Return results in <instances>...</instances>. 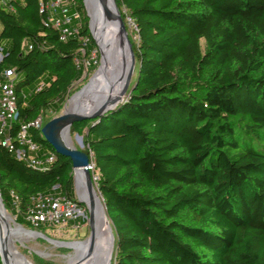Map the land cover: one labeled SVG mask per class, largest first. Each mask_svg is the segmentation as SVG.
I'll list each match as a JSON object with an SVG mask.
<instances>
[{
  "label": "trees",
  "instance_id": "trees-1",
  "mask_svg": "<svg viewBox=\"0 0 264 264\" xmlns=\"http://www.w3.org/2000/svg\"><path fill=\"white\" fill-rule=\"evenodd\" d=\"M47 2L0 1V72L17 74L13 131L59 109L82 60L96 66L83 0H67L78 35L66 41ZM115 2L136 26L132 90L70 129L113 228L112 264H264V0ZM44 193L74 199L70 160L30 167L0 144V195L17 224L31 227L25 214Z\"/></svg>",
  "mask_w": 264,
  "mask_h": 264
},
{
  "label": "bare ground",
  "instance_id": "bare-ground-1",
  "mask_svg": "<svg viewBox=\"0 0 264 264\" xmlns=\"http://www.w3.org/2000/svg\"><path fill=\"white\" fill-rule=\"evenodd\" d=\"M85 4L87 13L91 18L90 27L94 35L93 39L101 54V61L93 77L90 79V83L75 93L66 104L65 111L67 112H73L78 107L85 106L91 96V91L100 97L116 96L122 84L125 72L124 66L127 63L125 56H123L119 48L116 26L114 24L103 25L95 18L88 0H86ZM106 83L105 88L98 90L101 85ZM73 178L76 194L84 201V205L89 215H91L88 225L90 227L91 224L94 231V239L92 243L88 239L78 242L79 248L77 250L71 248L74 251V256L71 258L70 263L76 262L79 257L84 255L89 245H91L92 257L90 264H111L115 237L101 197L94 185V178L92 177L91 191L86 189L80 169L74 170ZM42 237L49 242H53V240L47 239L44 235ZM33 239L34 236L30 235L21 225L16 223L15 217L5 208L3 201H0V253L4 264H27L20 253V247H24L27 242ZM4 241L8 242V248L12 254L11 262H9L6 256Z\"/></svg>",
  "mask_w": 264,
  "mask_h": 264
},
{
  "label": "built area",
  "instance_id": "built-area-1",
  "mask_svg": "<svg viewBox=\"0 0 264 264\" xmlns=\"http://www.w3.org/2000/svg\"><path fill=\"white\" fill-rule=\"evenodd\" d=\"M44 8L48 11L50 24L59 31L61 41L78 35V28L71 27V17L78 18V15L70 13L67 0H48ZM134 27L136 30L135 24ZM90 59L96 64L94 51ZM75 64L78 66L79 61L75 60ZM80 64L85 70L88 61L82 60ZM16 80L17 74L14 69H4L0 72V144L30 167L46 168L53 163L55 153H41L40 147L29 133L30 127L40 130V118L30 124L22 123L13 131L12 125L17 118ZM44 86L45 82L41 80L36 86V91H40ZM83 213V206L75 199L60 193H44L34 196L25 214V220L32 229H38L43 225L48 227V230H62L70 226L78 227L80 224L77 219Z\"/></svg>",
  "mask_w": 264,
  "mask_h": 264
},
{
  "label": "water",
  "instance_id": "water-1",
  "mask_svg": "<svg viewBox=\"0 0 264 264\" xmlns=\"http://www.w3.org/2000/svg\"><path fill=\"white\" fill-rule=\"evenodd\" d=\"M85 2L86 0H83V5L86 10ZM88 4L95 18L98 19V21H100L103 25L108 26V25L114 24L116 26V34L119 40V48L121 49L123 56H125L127 60V63L124 66L125 72H124V77L122 79V84L120 86L118 94L114 97H111V96L100 97V96L93 94L91 91V96L89 97L85 106L78 107L73 112H67L65 111V108H64L63 112L60 115L53 117L52 119L48 120L40 127V134L43 137V139L48 144L51 145L56 155L68 158L70 160L73 173L75 169L81 170L82 177L85 183V187L88 191H91L92 190V177H91V171H90L91 170L90 158L82 150L81 147L77 148L70 143V129L73 123L82 121V120H90L94 118H99L103 116L107 111L113 109L114 107L123 103L126 100L130 91L132 90L131 83H132V79L135 73V55L132 49L131 42L128 37V32H127L125 23L122 19L120 10L115 0H88ZM86 15L88 17L89 33L93 39L91 28H90L91 18L88 15L87 11H86ZM100 61H101V54H100ZM89 83H90V80L88 81L86 85H88ZM106 85L107 83L104 85H101L98 88V90H100L101 88H105ZM76 137L79 140H81L80 135L76 134ZM73 183H74V178H73ZM74 199L80 205L84 204V201L81 198H79L78 195ZM0 201H2L1 195H0ZM90 217L91 215H89V212H88V221ZM23 227L29 230H35L41 235H44L38 229H32L31 227L28 228L25 226ZM89 228H90V234L87 239L90 241V243H92L94 239V231L91 227V224ZM44 236L47 239H50L46 235ZM56 242H59V241H56ZM75 242H80V241H75ZM7 243H8L7 241H4L3 244H4V247L6 248L5 249L6 256L8 257L9 262H11L12 254L8 248L9 246ZM59 243H74V242L72 241V242H59ZM91 257H92V248H91V245H89V247L85 250V253L83 256L79 257V259L76 262L69 263V264H90ZM0 260H1V263L4 264L1 253H0ZM25 261L27 264H33L31 261H29V259Z\"/></svg>",
  "mask_w": 264,
  "mask_h": 264
},
{
  "label": "rangeland",
  "instance_id": "rangeland-1",
  "mask_svg": "<svg viewBox=\"0 0 264 264\" xmlns=\"http://www.w3.org/2000/svg\"><path fill=\"white\" fill-rule=\"evenodd\" d=\"M86 11L87 10H85V14ZM123 12L125 13L124 10ZM123 21L125 23L128 32L129 40L137 42L136 30L133 21L128 16H126ZM91 33L92 36L94 37L92 29H91ZM96 50H97L98 58H96L97 62L95 64L96 65L95 69L93 71H88L87 68L83 70V74L81 78L75 83H73V85L70 88L68 97L60 105L59 109L56 112L54 113L48 111L41 112V115L39 116L41 126L48 120L52 119L53 117L60 115L63 112L66 104L70 101V99L74 96V94L77 93L80 89H82V87L85 86L88 83V81L93 77L95 70L100 65V51L97 45H96ZM132 83H133V79H132ZM70 143L77 148L79 147H81L82 149L84 148L82 137L81 140H79L76 137V133L70 132ZM95 178L96 176H94V179ZM72 192H73V198H76L77 195L73 183V172H72ZM82 206L84 209L83 214L86 216V220L83 223H79L80 225L78 227L70 226L62 230H55V229L48 230L47 229L48 227L43 225L40 226V227H44V231L41 232L44 235H46L48 238L55 240L53 242H49L43 239L42 235L36 232L35 230H29L23 227L30 235L34 236V239L32 241L27 242V244H25L24 247H20L21 248L20 253L23 259L24 260L29 259V261H31L33 264H69L71 258L74 256V251L71 248H74L75 250L79 248L78 242L75 241H80V242L84 241L89 237L90 234V228L88 225V212L85 205L83 204ZM13 217H15V215H13ZM56 241L59 242L73 241L74 243H59ZM114 255H115V249L112 255L111 264L113 262Z\"/></svg>",
  "mask_w": 264,
  "mask_h": 264
}]
</instances>
